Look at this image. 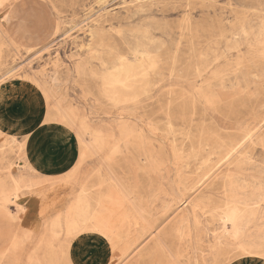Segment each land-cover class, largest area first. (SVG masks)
<instances>
[{
	"label": "rangeland",
	"instance_id": "obj_1",
	"mask_svg": "<svg viewBox=\"0 0 264 264\" xmlns=\"http://www.w3.org/2000/svg\"><path fill=\"white\" fill-rule=\"evenodd\" d=\"M0 264H264V0H0Z\"/></svg>",
	"mask_w": 264,
	"mask_h": 264
},
{
	"label": "bare ground",
	"instance_id": "obj_2",
	"mask_svg": "<svg viewBox=\"0 0 264 264\" xmlns=\"http://www.w3.org/2000/svg\"><path fill=\"white\" fill-rule=\"evenodd\" d=\"M182 32V31H181ZM135 94V93H134ZM51 119V118H50ZM55 119V118H54ZM54 119L52 120L51 119V121H53L54 122ZM47 121H49V119L47 120ZM63 125V124H62ZM31 134V133H30ZM63 136V135H62ZM80 141V140H79ZM245 142V141H244ZM86 146V145H85ZM74 147V146H73ZM75 148V147H74ZM88 148V147H87ZM81 149V148H80ZM237 150H238V148H237ZM85 151V150H84ZM248 151V150H247ZM81 152V151H80ZM243 152V151H242ZM244 153V152H243ZM248 153V152H247ZM85 155V154H84ZM83 156V155H82ZM85 158H86V156H85ZM83 159H84V157H83ZM49 165V164H48ZM225 185V184H224ZM84 188V187H83ZM85 189V188H84ZM83 190V189H82ZM103 190V189H102ZM85 193V192H84ZM88 193V192H87ZM96 194V193H95ZM89 196V195H88ZM95 199L97 200V198L95 197ZM99 199V198H98ZM94 200V199H93ZM95 200V201H96ZM101 200V199H100ZM99 201V200H98ZM215 202V201H214ZM214 206V205H213ZM82 207V206H81ZM110 208V207H109ZM213 208V207H212ZM227 208H228V206H227ZM241 209V208H240ZM243 210V209H242ZM227 211H229V210H227ZM226 214V213H225ZM222 218H223V216H222ZM231 218V217H230ZM227 221V220H226ZM232 221V220H231ZM236 221V220H235ZM235 223V222H234ZM95 224V223H94ZM96 225V224H95ZM95 228V227H94ZM89 231V230H88ZM87 233V232H86ZM90 234V233H89ZM121 234V233H120ZM101 235V234H100ZM122 235V234H121ZM118 236V235H117ZM99 238V237H98ZM112 238V237H111ZM95 239H97V238H94V240ZM119 239V238H118ZM121 239V238H120ZM119 239V240H120ZM95 246H97V245H95ZM222 248V247H221ZM225 249V248H224ZM243 251V250H242ZM241 251V252H242ZM247 251H249V250H247ZM228 253H229V251H228ZM257 253L259 254V252L257 251ZM256 254V253H255ZM250 257H251V255H250ZM261 258V257H260Z\"/></svg>",
	"mask_w": 264,
	"mask_h": 264
},
{
	"label": "crops",
	"instance_id": "obj_3",
	"mask_svg": "<svg viewBox=\"0 0 264 264\" xmlns=\"http://www.w3.org/2000/svg\"><path fill=\"white\" fill-rule=\"evenodd\" d=\"M7 18H9V16H7ZM31 44H33L30 40L26 43V45H31ZM35 44V43H34ZM22 107V106H21ZM22 110L24 109V108H21ZM39 122V120L37 121V123ZM36 123V124H37ZM38 125V124H37Z\"/></svg>",
	"mask_w": 264,
	"mask_h": 264
}]
</instances>
